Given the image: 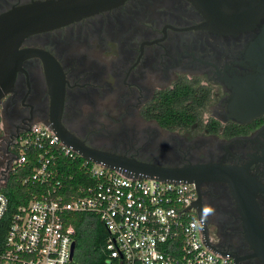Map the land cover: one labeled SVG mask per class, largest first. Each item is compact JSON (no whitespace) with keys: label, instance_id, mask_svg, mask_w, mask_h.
<instances>
[{"label":"water","instance_id":"1","mask_svg":"<svg viewBox=\"0 0 264 264\" xmlns=\"http://www.w3.org/2000/svg\"><path fill=\"white\" fill-rule=\"evenodd\" d=\"M2 160L51 120L82 158L135 176L199 180V235L234 264H264V125L249 136L183 135L138 107L180 73L215 87L219 119L264 113V0H44L0 15ZM214 210L203 215L202 206ZM75 242L71 244V258Z\"/></svg>","mask_w":264,"mask_h":264},{"label":"built area","instance_id":"2","mask_svg":"<svg viewBox=\"0 0 264 264\" xmlns=\"http://www.w3.org/2000/svg\"><path fill=\"white\" fill-rule=\"evenodd\" d=\"M5 138L0 117V140ZM2 158L0 144V264H71L80 214L103 226L106 264H232L203 244L190 183L137 177L84 159L45 122L9 143L10 162ZM77 161L82 183L72 188L74 174L64 176L62 168ZM30 164L32 172L21 182L39 188L2 235L8 174Z\"/></svg>","mask_w":264,"mask_h":264},{"label":"flooded vegetation","instance_id":"3","mask_svg":"<svg viewBox=\"0 0 264 264\" xmlns=\"http://www.w3.org/2000/svg\"><path fill=\"white\" fill-rule=\"evenodd\" d=\"M37 1L44 0H0V15L7 13L14 8H18L24 5L31 4ZM188 87L194 90V96L205 97L203 105L197 106L196 111L192 114V121L186 122L185 118H174L171 121H163L165 124H162L161 112L158 110L160 108V103L162 102L161 96H164L175 88ZM214 86L207 84L203 80L201 75H191L189 73H180L177 77L166 84L164 87L160 88L155 86L153 89V94L151 97L147 98L139 107L138 114L141 118L155 119V121L162 127L171 130L178 135H183L185 131L189 132V135H194V133L202 136H208L209 134H214L219 139L229 140L234 136H249L251 132L256 131L259 127L264 125V113L258 117L251 119L249 122L241 123L236 122L232 119L223 121L215 116L210 107L217 102L216 97L212 95ZM16 90H22L21 83V72L18 70L14 77L12 84L8 87L6 92L0 97V117L2 122L3 131L6 133V138H8L7 133V109L6 104L14 94ZM200 99V98H199ZM191 100V99H190ZM191 102V101H189ZM199 102V100H198ZM51 126V120L46 121ZM5 138V139H6ZM181 179H189L193 182L190 184L193 185L195 191V200L199 201V180L180 177ZM195 214L198 216L197 211L195 210L193 203L191 207ZM231 263L234 264L235 258L229 256Z\"/></svg>","mask_w":264,"mask_h":264},{"label":"trees","instance_id":"4","mask_svg":"<svg viewBox=\"0 0 264 264\" xmlns=\"http://www.w3.org/2000/svg\"><path fill=\"white\" fill-rule=\"evenodd\" d=\"M161 98L163 100L159 104L160 108L158 110L162 114V124H165L163 121H171L174 118L168 117L174 116L176 118L184 117L186 122H191L192 114L196 111V107L203 105L205 100V97H199V99L197 96H194V90L188 87L175 88L172 92L161 96ZM78 161L74 162V164L66 162L62 168L64 176L73 172L74 181L71 182L72 188H77L82 183L80 180L81 171L79 170ZM71 165H74V167H70ZM32 168L33 165L30 164L25 168L11 169L8 174V182L3 191L7 195L9 202L6 215L2 222V235L5 232V228L12 214L25 206L31 199L32 192L39 188L37 184H23L21 182V179L30 176ZM104 238L105 231L100 221L91 215L80 214L75 234L73 261L71 264H106L105 254L103 252Z\"/></svg>","mask_w":264,"mask_h":264},{"label":"clouds","instance_id":"5","mask_svg":"<svg viewBox=\"0 0 264 264\" xmlns=\"http://www.w3.org/2000/svg\"><path fill=\"white\" fill-rule=\"evenodd\" d=\"M214 210L212 209V207L210 205H203L202 206V214L203 215H208L211 214Z\"/></svg>","mask_w":264,"mask_h":264}]
</instances>
